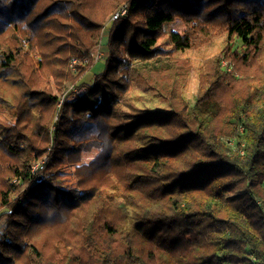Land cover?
<instances>
[{"label": "trees", "instance_id": "trees-1", "mask_svg": "<svg viewBox=\"0 0 264 264\" xmlns=\"http://www.w3.org/2000/svg\"><path fill=\"white\" fill-rule=\"evenodd\" d=\"M122 5L103 69L60 103L65 84L96 66L102 27ZM175 21L181 33L168 29ZM218 35L225 51L201 68L190 105L174 54ZM222 59L250 75L234 79ZM135 89L169 109L139 107ZM0 103L13 110L0 124L11 175L0 264H264V0H0ZM52 213L72 218L57 224L73 236L53 243L49 262L36 240Z\"/></svg>", "mask_w": 264, "mask_h": 264}, {"label": "rangeland", "instance_id": "rangeland-1", "mask_svg": "<svg viewBox=\"0 0 264 264\" xmlns=\"http://www.w3.org/2000/svg\"><path fill=\"white\" fill-rule=\"evenodd\" d=\"M92 7V10H94V6L89 5ZM91 11V10H90ZM89 11V13H90ZM96 12V11H95ZM116 12V11H115ZM115 12L110 13L108 17V23H104L101 35L97 44V51H92L91 58L92 63H94L96 66L91 68L86 73H83L77 81L70 82L68 81L65 84V89L62 94H60V103L63 101V98L68 95V93H71L70 99L75 98V96L82 95L85 92L84 88H78L77 85L79 84H86L91 85L93 78L95 74L101 72L103 69V64L106 61V58L108 56V49H107V43H108V36H109V25H110V18L114 15ZM97 13V12H96ZM91 14V13H90ZM93 16H97V14H92ZM115 21V20H113ZM171 31H175L178 33H181L184 29L183 25L179 21H175L172 23L169 28ZM158 44L162 47L167 46V41L163 38L158 41ZM195 47L193 49H190L185 52H176L174 54L175 57L178 58V60L184 65L187 75H186V81L183 86V96L185 100L191 105L193 102V98L195 97L199 84H200V70L203 66L209 64V60L214 58L217 55H222L225 51L226 47V39L225 35L221 36H215L211 38L210 40H196L194 42ZM241 42L240 40H236L235 44L233 46V50H237L239 54H241L242 50H240ZM95 49V48H94ZM101 51V58L99 60H95L98 56V53ZM252 65L255 67V61L254 59H251ZM82 64L77 59H71L69 61V70L72 77H76L78 75V71H76L75 65ZM236 63L235 61H231L229 64L227 60L222 59L221 60V68L225 70L229 75H231L234 79L242 80L246 75H250L251 71L248 68H243L239 70H235ZM77 82V84H75ZM50 86L54 93H57V90L55 89L53 85V80L50 81ZM244 86H240L237 88V92H241L244 90ZM133 96L138 97V106L141 108H147V109H153V110H168V103L165 101L164 98L158 96L153 91L150 90H144V89H135L131 92ZM101 98L98 99V102H100ZM5 107H8L7 104L0 103V124L9 126L12 124V116L10 113L13 110H7ZM56 119V116L54 117V120ZM23 132H26V130L23 129ZM4 159L2 156V153L0 152V160ZM46 162V158L44 156H41L39 158V161H34V165L32 167V171L37 173V182L42 181L44 179V174L42 172H39L41 170V166L44 165ZM11 175H9L6 168L1 167L0 163V193L6 188L7 181H9V178ZM8 178V179H7ZM62 179L64 181L72 183L75 182V176L72 174H66L65 176H62ZM12 183H17L15 179H11ZM15 197L12 196V199ZM110 205L114 208H120L124 206V200L119 197L115 201L110 202ZM1 217H0V238L3 236L7 229V216L5 215V209H0ZM44 217V216H43ZM63 219L62 222H59L58 220ZM72 218L67 215H58L52 213L50 216L43 218V228L41 231H43L45 234L43 236L39 237L38 240H36V244L39 247L41 253L43 254L44 258L47 259L49 262L51 259L55 256L58 259V255L56 252V247L53 243H57L59 240L65 238V237H72L73 232L70 229L68 225H59L57 223L66 224L68 221H70ZM52 226V227H51ZM51 228V229H50ZM50 229V230H49ZM74 231V228H73ZM75 232V231H74ZM60 247V245H58ZM80 257L82 259H86L85 253H80ZM23 257L20 258V262L22 261Z\"/></svg>", "mask_w": 264, "mask_h": 264}, {"label": "built area", "instance_id": "built-area-1", "mask_svg": "<svg viewBox=\"0 0 264 264\" xmlns=\"http://www.w3.org/2000/svg\"><path fill=\"white\" fill-rule=\"evenodd\" d=\"M126 13H127V7H126V5H122L115 13H114V15L112 16V18H110L111 20L110 21H113V20H116V19H118V18H120V17H123V16H125L126 15ZM109 22V21H108ZM107 22V23H108ZM96 53H98V56H96L97 58L95 59V60H99L100 58H101V56H103V55H101L100 53H101V51L100 52H96Z\"/></svg>", "mask_w": 264, "mask_h": 264}]
</instances>
